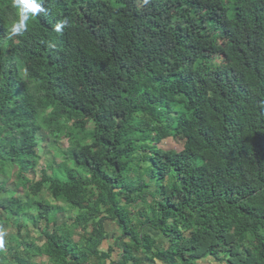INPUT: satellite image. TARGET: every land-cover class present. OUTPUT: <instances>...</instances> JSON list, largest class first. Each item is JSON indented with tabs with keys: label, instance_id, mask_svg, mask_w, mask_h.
I'll return each mask as SVG.
<instances>
[{
	"label": "trees",
	"instance_id": "trees-1",
	"mask_svg": "<svg viewBox=\"0 0 264 264\" xmlns=\"http://www.w3.org/2000/svg\"><path fill=\"white\" fill-rule=\"evenodd\" d=\"M37 2L0 0V264H264V0Z\"/></svg>",
	"mask_w": 264,
	"mask_h": 264
},
{
	"label": "rangeland",
	"instance_id": "rangeland-1",
	"mask_svg": "<svg viewBox=\"0 0 264 264\" xmlns=\"http://www.w3.org/2000/svg\"><path fill=\"white\" fill-rule=\"evenodd\" d=\"M23 75L25 76V71H23ZM89 129L90 130L92 129L91 126H89ZM40 135L42 138L40 140L42 143V146L39 149V154L41 155V160L38 162V166L33 170V174H32V176L35 178L36 181H38L40 179L43 169H46L50 164L54 168L57 169L63 163V160L61 159V157L59 155L57 156L55 150L50 148L51 141L49 139H47V131L41 130ZM47 146H49V147H47ZM58 146L60 147V149L62 151H66L68 146H69V140L66 138L61 139ZM162 146L166 149L171 148V149H174L176 151L182 150L181 145L172 139L167 140L164 143H162ZM49 149L52 151V153L48 155ZM16 174H17L16 168L12 169L11 171L7 170L5 173H0V181H4V182L8 183V185L9 184L15 185L16 183H19L17 180ZM32 176L30 178H32ZM20 189L22 190V188H20ZM19 195L22 196V194H19ZM41 198L43 201L49 202L52 205H57V203H55L54 199L51 197V195L48 192L42 193ZM59 205L62 208H64V210H66L65 215L67 217H69V218L74 217L73 211H71L69 208L65 207L61 203ZM59 216L60 215H58V217ZM117 229L118 228L114 227V226L112 228V230L115 232H118ZM147 231L150 232L157 241H159V242L162 241V239L159 237V235L157 233H155L154 231H151V230H147ZM14 232H15V227L11 224L9 226H6V227H0V241H2V243H0V248L9 245L10 234H12ZM78 233H80V231ZM39 261L41 263L48 262V260L46 258L39 259Z\"/></svg>",
	"mask_w": 264,
	"mask_h": 264
},
{
	"label": "clouds",
	"instance_id": "clouds-1",
	"mask_svg": "<svg viewBox=\"0 0 264 264\" xmlns=\"http://www.w3.org/2000/svg\"><path fill=\"white\" fill-rule=\"evenodd\" d=\"M12 4L18 10L19 19L12 24L11 32L13 35H22L28 27L30 17H35L43 11V8L37 0H12ZM62 28V23L55 26L57 32L61 31Z\"/></svg>",
	"mask_w": 264,
	"mask_h": 264
},
{
	"label": "crops",
	"instance_id": "crops-1",
	"mask_svg": "<svg viewBox=\"0 0 264 264\" xmlns=\"http://www.w3.org/2000/svg\"><path fill=\"white\" fill-rule=\"evenodd\" d=\"M112 259L114 260V259H117V254L116 253H113V255H112ZM142 259L144 260V257L142 256ZM144 263L143 264H148L149 262H145V261H143Z\"/></svg>",
	"mask_w": 264,
	"mask_h": 264
}]
</instances>
